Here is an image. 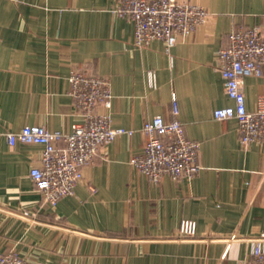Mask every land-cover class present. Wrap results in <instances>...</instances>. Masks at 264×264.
Instances as JSON below:
<instances>
[{
	"label": "crops",
	"instance_id": "1",
	"mask_svg": "<svg viewBox=\"0 0 264 264\" xmlns=\"http://www.w3.org/2000/svg\"><path fill=\"white\" fill-rule=\"evenodd\" d=\"M210 16L166 50L139 47L118 0H0V254L35 264H244L264 237V143H243L217 68L235 28L264 25V0H183ZM72 69L104 76L112 90L98 112L134 130L102 145L72 195L44 202L30 170L43 146L5 137L25 125L69 132L82 121L70 94ZM247 107L264 94L260 75L242 80ZM176 102L178 114H174ZM156 115L180 120L199 142L202 170L152 181L130 162ZM62 144H65L62 142ZM197 223L183 237V219Z\"/></svg>",
	"mask_w": 264,
	"mask_h": 264
},
{
	"label": "built area",
	"instance_id": "2",
	"mask_svg": "<svg viewBox=\"0 0 264 264\" xmlns=\"http://www.w3.org/2000/svg\"><path fill=\"white\" fill-rule=\"evenodd\" d=\"M115 10L134 22L137 46L158 39L164 41L167 51L176 45L180 36L191 35L210 16L202 5L183 0H118ZM262 67L264 25L233 29L228 45L219 49L217 68L234 104L214 109L213 115L219 120L235 119L243 143H264V94L259 95L256 108L250 110L242 85L245 77L260 75ZM68 80L70 94L82 116L81 122L74 123L69 132L33 124L5 133L12 146L18 142L43 146L39 164L31 168L30 176L44 202L53 207L63 197L74 194L84 177V168L94 161L102 145L113 142L120 135L134 133L132 129L114 126L108 114L98 112L99 105L109 103L113 96L106 77L72 69ZM174 100L173 112L178 114L175 96ZM141 132L145 137L144 146L130 162L152 181H160L166 175L173 179L192 178L202 170L199 142L187 137L180 120H166L156 115L144 123ZM180 234L194 237L196 221L183 219ZM0 264L35 263L11 250L0 254ZM244 264H264V237L252 243L250 258Z\"/></svg>",
	"mask_w": 264,
	"mask_h": 264
}]
</instances>
